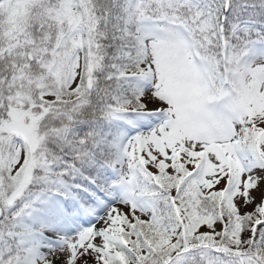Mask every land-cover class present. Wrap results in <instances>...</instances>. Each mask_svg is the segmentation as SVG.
Segmentation results:
<instances>
[{
	"label": "snow or ice",
	"instance_id": "6c2138e0",
	"mask_svg": "<svg viewBox=\"0 0 264 264\" xmlns=\"http://www.w3.org/2000/svg\"><path fill=\"white\" fill-rule=\"evenodd\" d=\"M0 264H264V0H0Z\"/></svg>",
	"mask_w": 264,
	"mask_h": 264
}]
</instances>
